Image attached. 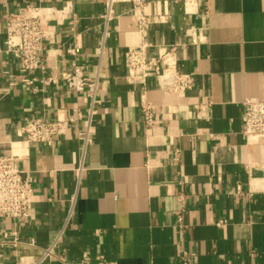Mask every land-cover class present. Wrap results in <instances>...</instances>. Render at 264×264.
<instances>
[{
	"label": "crops",
	"instance_id": "obj_1",
	"mask_svg": "<svg viewBox=\"0 0 264 264\" xmlns=\"http://www.w3.org/2000/svg\"><path fill=\"white\" fill-rule=\"evenodd\" d=\"M105 1L0 0V156L33 186L26 218L0 220V264L38 260L63 227L44 264H264V138L248 143L240 119L264 100V0H148V56L190 77L182 97L126 82L140 33L128 0L106 24ZM27 5L55 10L31 75L3 45L6 14ZM79 65L99 84L91 143L76 120L50 146L23 142V120L87 107L61 81L23 78Z\"/></svg>",
	"mask_w": 264,
	"mask_h": 264
},
{
	"label": "built area",
	"instance_id": "obj_2",
	"mask_svg": "<svg viewBox=\"0 0 264 264\" xmlns=\"http://www.w3.org/2000/svg\"><path fill=\"white\" fill-rule=\"evenodd\" d=\"M128 1L131 6L134 26L140 33V41L134 47L125 51L123 55V63L126 67V82L132 85L138 84L141 90L144 91L146 80L152 78L161 90L175 94L178 97L184 96L185 92L191 89L190 77L176 70L166 68L168 65L163 58L153 59L148 56L150 45L145 39V6L148 0ZM113 3L114 0H106L104 3L105 14L103 19L106 24L111 19ZM54 11L52 8H44L40 5H27L21 7L17 12H10L5 16V38L3 41L5 52L12 54L19 61L21 70L28 75L33 74L39 68L37 55L41 51L43 41L48 37V31L45 29L44 23L54 14ZM83 69V66H76L69 72H62L58 78L52 75H44L41 78H23V82L27 85L33 83L57 84L61 81L70 91L76 94L81 93L87 104L84 113L81 109L75 110V119L68 118L61 122L44 119L23 120L18 130L19 137L23 142L50 146L53 144V139L64 134L69 125L76 120L83 125L77 134V140L81 142L83 149L91 143V135L94 132L93 118L97 113L95 102L99 84L96 79L85 77ZM32 90L35 92L36 88L33 87ZM153 112V106L149 102L142 101V120L148 127L154 123ZM240 119L243 125L242 135L248 143H251L254 139L264 138V100L257 98L245 99L242 103ZM14 160V155L0 156V220L26 218L32 203V183L26 178L22 179L15 167ZM63 229L59 232L58 239ZM57 240L42 251L38 260L26 263L24 257H21L19 263L44 264L51 257Z\"/></svg>",
	"mask_w": 264,
	"mask_h": 264
}]
</instances>
